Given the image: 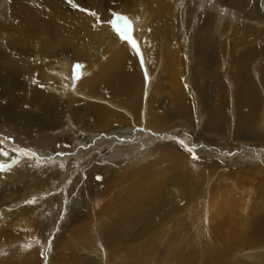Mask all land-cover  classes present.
Segmentation results:
<instances>
[{"label": "bare ground", "instance_id": "1", "mask_svg": "<svg viewBox=\"0 0 264 264\" xmlns=\"http://www.w3.org/2000/svg\"><path fill=\"white\" fill-rule=\"evenodd\" d=\"M220 1L241 11L249 22L255 19V13L264 12V2L255 6L249 0ZM207 5L202 0H187L186 4L181 0H0V122L42 143L47 155L68 154L73 151L74 140L87 145L97 135L106 134L109 142H124L114 154L116 163L122 164L152 146L157 149L155 159L162 162L158 165L161 168L153 164L142 175L126 171L118 177L116 190L122 187L120 196L115 194L116 190L111 195L108 193V183L115 174L107 176L98 172V167L88 172L85 180L82 176L74 179L69 195L76 189L78 198L70 204L66 220L71 224L77 222L71 234L79 231L85 242L94 232L100 237L101 230L110 232L113 224L131 226L138 222L129 231L130 239L154 226L155 217L172 209L171 195L175 189L179 193L187 191L189 177L180 170L184 160L201 170L196 177L197 186L206 184V191L212 193L204 207L209 221L214 216L218 222L237 207L245 208L244 198L237 191L224 190L227 185L217 181L214 189L208 187L218 166L214 158H207L209 152L198 149L193 154L174 141L158 139V135L178 128L194 135L196 142L205 147L264 150V133L255 126L259 99L251 91L255 86L256 91L260 90L264 108V42L255 44L247 36V30L252 28L257 30V41L261 40L264 28L258 24H241L226 13L222 19L216 2L212 7ZM116 11L123 18L120 29H114L110 20ZM182 12L186 17V36L180 32ZM196 17L200 29L190 31ZM225 31L233 37L241 32V41L230 44L231 50L223 43ZM65 55L70 59L66 60ZM139 55L147 71L146 103L139 98L143 89ZM194 59L195 69L199 68L194 79L188 81L190 68L186 64ZM80 61L84 65L79 68ZM205 72L213 75L209 86L205 85ZM222 90H226L223 99L219 98ZM199 101L206 111V117L201 119L197 118ZM235 118V136L225 139L223 135L229 136L231 131L227 119L233 122ZM262 125L264 128V119ZM58 128L65 129L58 135L48 133ZM138 129L141 132L136 134ZM136 135L142 142L130 143L129 137ZM81 152L85 154L88 149L83 147ZM5 154L0 143V156ZM233 160L245 162V159ZM17 168L14 172L18 176L13 181L14 173L0 175V192L13 189L17 183L24 184L34 167L24 164ZM3 169L0 163V171ZM153 171L158 174L151 176ZM167 171L172 175L165 174ZM35 177L34 183L40 184L34 187L38 204L35 201L32 205L17 206L14 211L0 210V242L10 244L6 249L11 254L7 256L10 263L6 264L32 263L37 256L35 247L26 249L32 233L15 231V219L24 222L27 211H36L39 206L49 210L52 202L64 195L54 192L58 184H66L67 176L53 171V167ZM97 177H101L100 182ZM256 180L261 182L263 190L264 179L257 176ZM43 193L47 196L42 198ZM2 195L0 206L5 203L6 195ZM253 218L243 226L232 223L224 229L229 245L239 249L264 243V213H256ZM221 223L219 226H223ZM80 243L84 242L78 241L77 251L73 245L67 255L65 252L56 259V264L95 263L96 256L84 258L89 255V247ZM144 251L136 249L130 254L131 264H149V252ZM21 257L23 261L19 262Z\"/></svg>", "mask_w": 264, "mask_h": 264}, {"label": "rangeland", "instance_id": "2", "mask_svg": "<svg viewBox=\"0 0 264 264\" xmlns=\"http://www.w3.org/2000/svg\"><path fill=\"white\" fill-rule=\"evenodd\" d=\"M202 1L208 4L207 6L209 7H212L216 2L219 5L222 19L225 16L224 13H226L228 15L230 14L231 16H234V18L241 24H258L261 25V28H264V12L259 14L255 13V19H252L253 21L249 22L247 21L248 19L246 18V15H244L241 11L237 12L235 9H231L230 7L221 3L220 0ZM186 2L187 0H181L182 4H186ZM249 2L251 5L254 4L255 6H257L258 3H263L264 0H249ZM196 15L197 17L199 16V14ZM197 17L194 18V22H192L190 31L195 30L197 32L200 29V21L197 19ZM185 18L186 17L182 12V15L180 16V32L183 33V36H186L185 34H187L185 30ZM122 19L123 18L121 16V13L117 11L113 13L110 20L114 29H116L115 27L118 28V26L123 23ZM221 21L222 24L223 22L225 23V21ZM253 30L255 29L251 28L247 30L248 40H252L255 44L264 42L263 33V38L257 41V30ZM254 32L257 34H255ZM240 33L241 32H239V34H235L233 37L230 32H223L222 38L224 39L223 43L225 44V46L230 47L229 45L235 44L236 40L240 42ZM254 36H256L255 39ZM182 42L185 44V46L188 45V42L184 40H182ZM229 49L231 50V47ZM185 50L187 52L188 47H186ZM185 56L188 57V53ZM226 58H230V53L226 54ZM65 59L69 60L70 58L69 56L65 55ZM166 59H169V57H167ZM142 60L143 59L139 55V61H141L142 70H140L143 85V89L140 91L139 98L146 103L147 71L144 68ZM79 64L80 65L78 67L80 68L82 67V65H84V62L80 61ZM186 65L188 69H191H189V73L186 79L188 81H191L196 76V69L199 68V66H197V68L195 69V59L192 62L188 60ZM227 65L228 62L225 65L226 70ZM210 76L213 77L211 73L205 72V85L207 86H209L212 82V78ZM256 88L257 87L255 86V90L251 89L254 95L259 99V103L257 106L258 120L256 119L255 126L257 127L259 132L264 133V128L262 125L264 119V108L262 100H260L262 99V95L259 88V91H256ZM167 91L169 92L170 89H168ZM220 95L222 96H220L219 98L222 97L223 99L226 95V90L220 91ZM115 108L117 111L123 112V109L121 110L119 107ZM197 108L199 109L197 111V118H205L206 111L200 101L198 102ZM142 110L144 113L145 105ZM185 120L189 121L188 118H185ZM233 122L227 119V126L231 131L229 136L223 135L225 139L232 137V135L233 137L235 136V130L237 129L236 118ZM65 128H58L57 130L49 131L48 133L52 135H58ZM177 129L178 128L172 129L168 132H165V134L158 135V137L160 136L158 139H160L161 141H174L176 145L184 147L186 150L190 151L193 154H196L198 149H204L205 153L209 152L206 153L207 158H214L216 161H218V169L214 168L216 171L214 170V174L210 178L208 187L211 186L214 189V185L217 184V181L221 182V185L223 186L227 185L224 186V190L234 193H236L235 191H237L241 199L244 198L243 202L246 205L245 208L241 209L237 207L233 213H226V215L228 214L227 216L224 214L222 218L218 220V222L215 220L216 218L214 216L211 218V221H209L208 214L206 213L207 210L204 207L208 205L207 203L212 193H208L206 191V184L197 186L199 184L197 176L198 173L201 172V170L197 169L193 164H190L189 162H184L186 161L184 160L182 162L183 165L180 170H183L184 172H182L189 177L186 189L188 191V194L187 191L179 193V191L175 189L174 194L171 195L172 209H170L165 214H161L162 216L160 217H155V220L158 223L156 222L154 226L150 227L152 229L147 227L145 229L147 231L143 230L140 236L130 239L128 238V235L132 231V226H135L134 228H136L138 226V222H135L131 226H127L128 224L125 222V224L122 223L124 224V226H116L115 224H113L110 228V232L101 230V237L94 232L90 239L85 242L83 240V236L79 233V231L77 232L76 230L75 235L71 234V232L73 231V226H76L77 222L71 224L70 220L68 222L66 220L70 204L72 203L74 198H78V196H76L78 195L76 189L72 190L69 195V187L74 184V179L77 176H82L81 178L85 180L94 167H98V172L106 174L107 176H114L115 174V182L114 180L109 181V185L107 187L109 190L108 193L111 195L117 189V178L123 176L126 171H128L129 173L132 172L134 174L142 175L146 173L148 169H151L154 166L153 164H156V168H161L158 165L162 162L155 159L157 156V153L155 152V150L157 149L155 148V146L139 151V153L133 156L131 159L126 160L122 164H120L118 162L116 163L114 154L117 153L119 146L124 145V142H109V136H107L106 134H101V136L97 135L95 137L96 139L94 138L93 142L87 145H80L77 140H74L75 142L73 141V151L69 152L68 154H63V152L62 155L59 153L47 155L42 143L35 141L34 139L23 133L18 134L10 126L4 125L0 122V143L6 150L5 156H0V163L4 165V169L0 171V175L14 173L15 178L12 179L13 181L18 176V172H14L15 169H18L17 167L24 164H33L34 167L29 174L30 177L26 178V182L24 184L17 183L18 186L15 185L16 187H14L13 189L8 188L5 191L0 192V197L3 196L2 194L6 195L4 201L5 203L0 206V210L1 208H5L4 210L14 211L17 209V206H24L29 204L32 205L35 201H37L38 197L36 195L38 192L35 188H38L40 184L34 183V180L36 182L35 176L39 172L41 173L43 170H47L53 167V171H57L58 173L67 176L66 184L64 186L58 184L55 188L56 191L54 192V195L64 193L63 197H61L59 201H53L49 210H44L39 206L36 208V211H27L25 216H23L24 222L21 221L22 223H20L18 218L15 219L17 220L16 224L14 225L15 231L18 230L28 235L29 232L32 233V237L28 239L26 249L35 247L34 249L37 252V256L35 257L36 259L34 258L32 260V263L30 262L28 264H56V259L59 256L63 255L65 252L67 255V252L72 248L73 245H76L75 249L77 251L78 241L84 242L80 243L79 245H85L86 247H89L87 251L89 255L85 256L84 258H94L96 256L95 263L89 262L86 264H131L130 259L132 258L131 256L136 251V249H143L149 252L148 254L151 258V262L149 264H264V243L254 244L250 248L244 247L235 249L231 245H229V238L226 237V234L224 232V229H227L230 225H232V223H237L240 224V226H243L244 224H247V220H249V218L252 219L254 216H256V213H264V186L262 190L260 185L261 182L257 181L258 179L255 181V178H257V176L264 179V150H261L258 147L257 150L252 151L249 147L241 148L240 146V148L235 147L231 149L224 146L205 147L204 145L198 144V142H196L194 135L185 133L184 131H180ZM140 130H136L135 133H140ZM103 137L105 138V140L102 139ZM128 140L130 141V143H139L142 142L143 139L136 135V137H129ZM83 147L88 149V152L85 154L81 152V149H83ZM243 155H246V158L240 157ZM234 158H239V160L242 159L243 161L245 159V162H234ZM209 169L210 168H208L207 170L210 171ZM249 169L251 170L249 171ZM170 172L167 171V173L165 174L172 175V173ZM152 174L154 175L151 176H156L158 173L156 171H153ZM161 175L162 173H159L158 177L161 178ZM168 175L166 176L167 178L169 177ZM100 178L97 177L98 182L101 181ZM28 179L29 181H27ZM171 188H174V186ZM169 189L170 187L168 188V190ZM247 190L250 191L246 192ZM115 194H118V196L122 195V187L116 190ZM46 196V193H43L42 198ZM17 198L19 201L15 200ZM38 203L39 202L37 201L36 204ZM0 214H2L1 211ZM253 219H257V217ZM220 222L224 223L223 226H219ZM112 230L113 232H111ZM8 246H10V244L0 242V264H6L7 262H9V260L7 259L10 258H8L7 256H9L10 253L6 250ZM146 251H144V253ZM23 258H19L20 261L18 259L16 262L23 261Z\"/></svg>", "mask_w": 264, "mask_h": 264}, {"label": "water", "instance_id": "3", "mask_svg": "<svg viewBox=\"0 0 264 264\" xmlns=\"http://www.w3.org/2000/svg\"><path fill=\"white\" fill-rule=\"evenodd\" d=\"M116 29H120V28H117V27H115Z\"/></svg>", "mask_w": 264, "mask_h": 264}, {"label": "snow or ice", "instance_id": "4", "mask_svg": "<svg viewBox=\"0 0 264 264\" xmlns=\"http://www.w3.org/2000/svg\"><path fill=\"white\" fill-rule=\"evenodd\" d=\"M70 2H71V0H70Z\"/></svg>", "mask_w": 264, "mask_h": 264}]
</instances>
